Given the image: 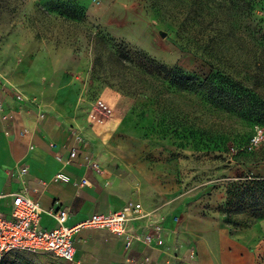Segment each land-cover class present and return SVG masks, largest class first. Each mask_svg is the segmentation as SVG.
I'll return each instance as SVG.
<instances>
[{
	"label": "rangeland",
	"instance_id": "1",
	"mask_svg": "<svg viewBox=\"0 0 264 264\" xmlns=\"http://www.w3.org/2000/svg\"><path fill=\"white\" fill-rule=\"evenodd\" d=\"M150 60L200 78L178 88ZM212 71L233 85L232 112L205 97ZM0 80L93 124L118 108L91 117L112 91L124 177L157 182L178 221L225 229L264 264V186L250 183L264 178V0H0ZM24 254L1 264H42Z\"/></svg>",
	"mask_w": 264,
	"mask_h": 264
},
{
	"label": "crops",
	"instance_id": "2",
	"mask_svg": "<svg viewBox=\"0 0 264 264\" xmlns=\"http://www.w3.org/2000/svg\"><path fill=\"white\" fill-rule=\"evenodd\" d=\"M117 98L112 91L102 94V100L118 108L104 123L93 124L87 114L47 110L19 100L0 80V210L9 216L13 194L25 192L39 201L41 224L48 229L58 225L52 213L58 207L69 210V226L97 212L118 210L130 201L141 202L147 210L159 208L157 212L165 216L163 246L136 240L127 249L123 236L105 229L80 228L74 235L73 264H178L179 257L184 264H262L249 243L227 230L187 226L185 221L175 220L178 215L157 182H146L139 191L140 185L124 177L122 169L130 165L107 142L124 114ZM73 150L77 155L71 158ZM23 166L27 167L25 173L21 172ZM58 172L70 180H56ZM84 178L88 183H82ZM135 229L142 235L148 232L143 220ZM24 255L42 264H71L48 253Z\"/></svg>",
	"mask_w": 264,
	"mask_h": 264
},
{
	"label": "built area",
	"instance_id": "3",
	"mask_svg": "<svg viewBox=\"0 0 264 264\" xmlns=\"http://www.w3.org/2000/svg\"><path fill=\"white\" fill-rule=\"evenodd\" d=\"M97 110L103 115L113 113L112 106L102 99L98 100L94 112L91 113L93 119L101 121L102 117L95 113ZM76 155L77 151L73 150L71 158ZM94 165L98 166V164ZM26 171L27 167L23 166L21 172ZM55 179L69 181L70 177L64 172H58ZM82 183L86 184L88 180L84 178ZM13 197V206L9 216L0 210V264L11 253H48L73 264L76 254L74 235L82 227L105 229L123 236L127 249L136 240L149 245L154 242L158 246L165 245L162 236V223L165 216L155 210L145 209L139 201H130L122 208L109 213H94L74 226L66 224L70 214L69 210L58 207L52 211L58 225L48 229L41 224L42 207L38 200L25 192L14 193ZM139 220H143L144 227L148 229V232L143 235L135 229V224ZM178 264H184L182 257L178 258Z\"/></svg>",
	"mask_w": 264,
	"mask_h": 264
},
{
	"label": "trees",
	"instance_id": "4",
	"mask_svg": "<svg viewBox=\"0 0 264 264\" xmlns=\"http://www.w3.org/2000/svg\"><path fill=\"white\" fill-rule=\"evenodd\" d=\"M150 61L154 71L169 78L172 85L178 88H189L193 85L191 81L200 78V76L195 74L186 73L179 66L168 67L167 65L159 63L155 60ZM201 85L206 90L205 97L211 100L213 105H216L218 109L225 112L233 111L235 101L233 96V85L230 81L225 80L220 73L212 71L209 75L202 78ZM250 183L264 186V178L261 182L254 178L250 181ZM230 192H232L231 189H229V193Z\"/></svg>",
	"mask_w": 264,
	"mask_h": 264
},
{
	"label": "water",
	"instance_id": "5",
	"mask_svg": "<svg viewBox=\"0 0 264 264\" xmlns=\"http://www.w3.org/2000/svg\"><path fill=\"white\" fill-rule=\"evenodd\" d=\"M161 34L164 36L165 35V32L161 31Z\"/></svg>",
	"mask_w": 264,
	"mask_h": 264
}]
</instances>
